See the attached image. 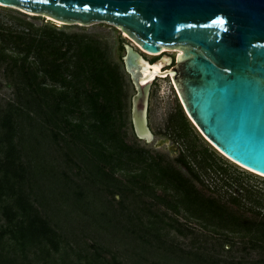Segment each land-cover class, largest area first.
<instances>
[{
  "label": "trees",
  "instance_id": "obj_1",
  "mask_svg": "<svg viewBox=\"0 0 264 264\" xmlns=\"http://www.w3.org/2000/svg\"><path fill=\"white\" fill-rule=\"evenodd\" d=\"M16 21L19 28L5 24L0 17V71L15 87V99L0 103V264H31V255L40 254L42 264H51L48 255L60 252L67 240L65 232L55 228L56 223L62 226L60 221L44 206L40 182H53L57 177L69 192L67 203L74 204V210L87 214L86 207L92 206L90 196L72 188L71 184L77 183L69 173L55 168L53 151L47 150L49 140L60 150L67 166H76L77 174L83 171L85 178L100 185L102 191L122 198L139 192L137 196L150 198L152 202L144 201L145 210L178 233L185 234L181 228L185 224L177 217L184 215L227 241L246 239L252 250L264 254V214L257 210L262 205L255 202L256 208L242 209L241 198L233 194L199 188L196 182L203 181L196 168L212 166L205 156L189 159L181 154L177 166L161 155L144 154L127 142L125 74L112 61L106 45L93 35L68 33L50 21L52 24L41 26L22 18ZM170 123L186 134L190 130L184 114L173 115ZM120 171L122 178L117 175ZM152 205L163 206L174 216L165 212L170 220L166 221L152 211ZM120 216L118 213L116 236L126 235L131 245V236L137 232ZM97 224L91 222L93 230ZM92 229L86 232L93 233ZM138 231L150 232L163 243L156 228L143 226ZM136 236L145 239L142 234ZM99 239L89 244L93 251L87 255L86 264H102L101 259L105 264H123L102 255L106 247ZM8 241L10 250L5 247ZM144 242L141 248L132 249H142L151 259L171 260L173 264H220L203 247L186 252L170 243L162 254L155 244ZM231 242L224 249L231 247ZM228 264H264V258L248 263L232 260Z\"/></svg>",
  "mask_w": 264,
  "mask_h": 264
},
{
  "label": "water",
  "instance_id": "obj_2",
  "mask_svg": "<svg viewBox=\"0 0 264 264\" xmlns=\"http://www.w3.org/2000/svg\"><path fill=\"white\" fill-rule=\"evenodd\" d=\"M0 5L63 25L120 27L130 39L122 61L135 88L136 137L154 139L148 119L152 83L169 77L202 134L226 157L264 176V0H0ZM136 44L151 53L162 48L181 53L149 62ZM160 62L162 70L154 72Z\"/></svg>",
  "mask_w": 264,
  "mask_h": 264
},
{
  "label": "rangeland",
  "instance_id": "obj_3",
  "mask_svg": "<svg viewBox=\"0 0 264 264\" xmlns=\"http://www.w3.org/2000/svg\"><path fill=\"white\" fill-rule=\"evenodd\" d=\"M0 17L5 24L14 25L16 28H19V26L15 25L17 18H22L36 26H41L43 24L50 25L53 23L55 26L58 25L60 29L68 33H86L98 38L108 47L112 61L119 64L125 74V94L127 103L125 114L128 123L127 142L134 145L136 148L142 149L144 154H149L150 156L161 155L165 159L173 161L177 166L178 163L176 159L181 154L186 155L189 159L192 158L193 155H197L199 158L205 156L212 166L206 169L196 168L203 181V183L196 182L199 188L207 192L209 190L217 191L227 196L233 194L241 198L242 209L256 208L254 203L259 202L262 207L257 208V210H260L264 214V177L240 166L226 157L202 134L185 112L169 77L157 78L152 83L148 119L149 126L154 133V139L151 142H146L136 137L132 122L129 121L131 120V98L135 94V88L129 75L125 72L122 61V57L125 55V49L122 48V45L129 44L130 39L120 27L104 22L89 25H63L56 21H50V18L46 16H34L22 10L4 7L2 5H0ZM143 54L146 60L154 62L162 56H171L175 59L177 52H173L172 49H169L159 56H151L147 53ZM174 64L175 62L173 60L166 68ZM13 99H15V87L11 80L0 71V103L4 105L8 100ZM177 114H184V116H186L190 127L188 134L182 131L179 126H173L170 123V118ZM49 141L47 142L49 146L47 150L53 151V156L56 161H54V164L57 165L55 168L58 171H67L69 176L77 183L75 185L71 184L72 188L75 191H83L85 197L90 196L92 204V206L86 207L87 210L85 212H87V214H84L83 211H76L74 210V204L67 203L66 196H69V192L66 190L61 180L56 177L53 182L46 180L40 182L39 192L46 210L49 211L50 216L60 221L64 229L57 223L55 224V228L57 230H63L67 236V240L61 244L60 252L54 253L51 251L48 255V261H50L51 264H86L88 257L92 255L91 253L93 251L89 244L101 238L102 234H104V237L98 240L100 244L106 247L102 255L107 257L110 262H113V258L115 257L117 262L123 264H133L135 261L139 264H173L171 260L158 261V259L155 258L151 259L150 254L141 251L142 249H138L139 251L134 250L135 248H141L140 245L142 244L144 246L146 243L144 241L146 240L155 244L157 246L156 249L162 252V254L166 253L165 248L170 243L173 244V247L185 249L186 252L195 251L203 247L213 254L219 260L220 264H228L232 260L235 262L241 261L243 263H248L264 258L262 250H252L246 239L240 241L238 237L231 238L233 243L228 240L232 243V246L228 247L227 250L224 249V246L228 243L224 236H220L209 229L203 228L195 220H188L184 215H179L177 217L182 224H185L181 227L184 229L185 234L182 235L178 233L175 228L164 224L160 219L157 221L154 215L145 210L146 204L144 201L152 202L150 198H141L137 196L139 192L129 194L122 198L118 194L102 191L100 185L94 184L85 178V173H83V171L77 174L76 166H67L68 164L65 162L64 156L60 150L56 149L55 143ZM48 159L49 155H47V160ZM48 164H51V160ZM218 167H222L224 171H220ZM117 175L122 178L121 171L118 172ZM88 185H90L93 191H89L86 188ZM158 190L160 192V189ZM215 195L218 194L215 193ZM108 205L118 211L121 215L120 217L123 218V221H126L129 227L136 230L137 233L131 236L133 238L132 242L130 241L131 245H129L126 235L118 234L116 236L115 232H118V228L115 223L117 222L118 213L109 208ZM38 207L44 212L43 207ZM151 208L153 212L160 214L166 221L170 220L163 215L165 212L174 216L172 211L165 209L163 206L155 207L152 205ZM250 213V211H247V214ZM91 222H95V224L98 223L100 226L97 224V229L93 230ZM143 226L147 228H156V230L162 234L161 241H163V243L153 238V235L150 233L154 232L152 230L148 233L139 232V228ZM101 227L102 229H100ZM88 229H92L93 233L88 234V232H86ZM138 234L145 236V239H143L144 237H137L136 235ZM90 235L94 236V238L90 237ZM9 244H11L10 241L5 243L7 250H10V248H8ZM133 247L134 249H132ZM133 251H135V253L138 252L140 256L133 254ZM175 253L180 254L179 250H175ZM145 255L146 260L143 259ZM33 256L34 255H31V264H42L41 254L40 257ZM101 260L103 262L102 264H105L104 259Z\"/></svg>",
  "mask_w": 264,
  "mask_h": 264
},
{
  "label": "bare ground",
  "instance_id": "obj_4",
  "mask_svg": "<svg viewBox=\"0 0 264 264\" xmlns=\"http://www.w3.org/2000/svg\"><path fill=\"white\" fill-rule=\"evenodd\" d=\"M136 50H138L143 56H144V54L143 53H147L148 55H151V56H156V55H161L163 52H166V51H168L169 49H167V48H162V50L160 51V53H151V52H148V51H146V50H144V49H142L138 44H136ZM173 52H177V53H181V50H172ZM164 66V64H163V62L161 63H156V64H154L153 65V70H154V72H158V71H161L162 70V68L161 67H163ZM149 70H150V67H149V65H145V67H144V74H149ZM151 76H150V79L151 78H153V76L154 75H156L155 73H153V74H150ZM250 170V169H249ZM252 171V170H251ZM254 172V171H253ZM256 173V172H255ZM258 174V173H257ZM260 175V174H259ZM261 176H263V175H261ZM264 177V176H263Z\"/></svg>",
  "mask_w": 264,
  "mask_h": 264
},
{
  "label": "snow or ice",
  "instance_id": "obj_5",
  "mask_svg": "<svg viewBox=\"0 0 264 264\" xmlns=\"http://www.w3.org/2000/svg\"><path fill=\"white\" fill-rule=\"evenodd\" d=\"M218 23H221L222 24V23H224V21L223 20H220V21H218Z\"/></svg>",
  "mask_w": 264,
  "mask_h": 264
},
{
  "label": "flooded vegetation",
  "instance_id": "obj_6",
  "mask_svg": "<svg viewBox=\"0 0 264 264\" xmlns=\"http://www.w3.org/2000/svg\"><path fill=\"white\" fill-rule=\"evenodd\" d=\"M161 58V57H160ZM159 59V58H158ZM170 79V78H169ZM172 83V82H171ZM173 85V84H172Z\"/></svg>",
  "mask_w": 264,
  "mask_h": 264
}]
</instances>
